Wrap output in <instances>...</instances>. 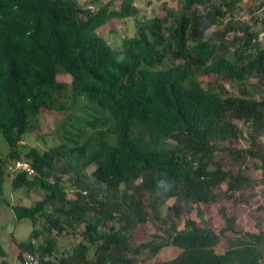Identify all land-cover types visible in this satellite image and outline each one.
I'll return each mask as SVG.
<instances>
[{
	"label": "trees",
	"instance_id": "1",
	"mask_svg": "<svg viewBox=\"0 0 264 264\" xmlns=\"http://www.w3.org/2000/svg\"><path fill=\"white\" fill-rule=\"evenodd\" d=\"M101 1L0 0V201L7 177L12 189L43 195L34 205L6 201L18 221L34 225L15 240L21 264L28 253L39 264H264L261 222L237 229L236 211L221 205L222 197L247 203L240 191L250 185L248 157L260 162L264 184V97L253 92L264 89V43L256 39L264 3L165 4L166 13L137 20L118 50L100 29L138 14L136 0ZM46 115L58 117V143H24ZM19 160L35 173L12 170ZM230 161L240 164L236 172ZM224 182L227 196L218 192ZM161 205L170 228L134 244L147 210L160 218ZM218 205L220 232L203 218ZM71 234L82 239L61 247ZM167 245L178 253L157 258ZM7 256L0 243V264Z\"/></svg>",
	"mask_w": 264,
	"mask_h": 264
},
{
	"label": "rangeland",
	"instance_id": "2",
	"mask_svg": "<svg viewBox=\"0 0 264 264\" xmlns=\"http://www.w3.org/2000/svg\"><path fill=\"white\" fill-rule=\"evenodd\" d=\"M121 0H102L101 3L112 2V6H118ZM180 0H136L135 5L138 7L139 13L132 15L126 19H111L107 25L100 29V32L110 41V44L113 45L118 50L121 48L120 44L122 38L131 37L134 35L136 30V21L137 20H146L151 19L152 17L158 16L160 14L166 13L164 5L166 4L169 8L177 9L179 6ZM61 79L67 80L69 76L61 75ZM251 82V81H250ZM253 86H258L255 82ZM254 94L264 97V89L261 85L258 90L254 91ZM56 115H46L44 124L40 127L36 136L26 135L24 138V143L36 146L41 150L47 148V146L54 144V141L58 143L57 138L52 135L55 121L57 120ZM239 126L243 129H246L245 134H248L247 127L241 121L237 122ZM42 136H45L43 139ZM264 142V135L261 139ZM5 143V142H4ZM228 144V143H227ZM226 144V146H228ZM6 143L4 144V146ZM248 145L245 139H242L239 148H246ZM4 146L1 145L0 149L3 150ZM6 147V146H5ZM230 165H233V170L236 172L240 167L239 163L235 161H230ZM260 162L249 158L244 164L245 168L243 171L246 176L250 179V185L245 191H240L242 197L247 198V203H242L239 206H234L233 203L228 204V200L222 197L221 205H227L231 207V211L235 210L237 214L236 227L237 229L245 230H257L255 225L256 221H260L261 225L264 228V184L261 183L262 172L257 167ZM243 166V165H242ZM228 184L224 182L218 191L219 194H224L227 196L226 192L228 191ZM239 193H234L233 198L238 196ZM41 192H29L26 189H12L11 178L7 177L5 180V192L4 199L8 202L20 203L25 205H34L37 200L42 199ZM0 201V243L8 251V264H21V261L18 259L19 248L15 240H23L28 237L31 231L34 228V225L30 219H23L18 221L15 217L14 211L11 206L6 202ZM173 200L169 201V204H172ZM221 205L210 206L203 209V218L207 223L216 231L220 232L222 228L226 226L225 219L219 210ZM148 218L147 221L137 229V234L132 238V242L137 244L149 240L154 234L159 233L162 229L170 228L171 222L167 218L168 208L167 205H161L159 207L160 218L156 216V213L152 209L147 210ZM192 216L198 220H201L198 215V210H193ZM187 218V215L183 216V219L178 223L179 227L182 228L184 222ZM167 222V223H166ZM38 227V226H37ZM41 224L39 228H41ZM46 234L49 236L56 237L54 232L45 230ZM60 246L62 247V241H65L67 248L72 249L75 244H77L82 238L80 236L71 234V236L59 238ZM35 244L44 243V238L39 237L34 240ZM179 249L172 245H167L162 251L158 254L157 258H172L178 253ZM218 252H222L223 248L218 247ZM1 262V258H0Z\"/></svg>",
	"mask_w": 264,
	"mask_h": 264
},
{
	"label": "built area",
	"instance_id": "3",
	"mask_svg": "<svg viewBox=\"0 0 264 264\" xmlns=\"http://www.w3.org/2000/svg\"><path fill=\"white\" fill-rule=\"evenodd\" d=\"M257 1H262L264 3V0H257ZM256 39L257 41L264 43V30L257 34ZM10 168L12 170H25L29 174L35 173L34 168L28 161L19 160L16 162L15 166H11ZM25 260L27 264H39V258L33 253H28L25 257Z\"/></svg>",
	"mask_w": 264,
	"mask_h": 264
},
{
	"label": "clouds",
	"instance_id": "4",
	"mask_svg": "<svg viewBox=\"0 0 264 264\" xmlns=\"http://www.w3.org/2000/svg\"><path fill=\"white\" fill-rule=\"evenodd\" d=\"M38 257V256H37ZM40 262V261H39Z\"/></svg>",
	"mask_w": 264,
	"mask_h": 264
}]
</instances>
